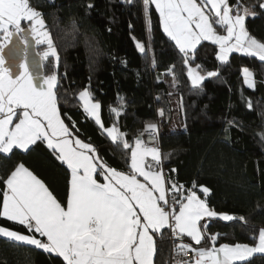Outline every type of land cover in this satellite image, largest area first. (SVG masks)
<instances>
[{"label": "trees", "instance_id": "16d2710c", "mask_svg": "<svg viewBox=\"0 0 264 264\" xmlns=\"http://www.w3.org/2000/svg\"><path fill=\"white\" fill-rule=\"evenodd\" d=\"M236 2L229 0L231 5ZM241 2L251 11L245 19L246 30L264 42V8L260 7L264 0ZM30 3L43 14L45 30L59 57L43 59L44 75H57L59 110L73 138L94 146L97 163L129 173L131 151L139 134L156 125L161 164L170 183L184 186L181 195L193 188V182L209 188L207 197L199 187L195 190L216 212L235 217L233 221L219 217L201 221L207 226L202 228L206 236L218 234L215 242L205 239L197 245L184 234L178 236L177 243L183 241L195 248L256 245L259 230L264 228V138L260 135L264 133V62L241 52H232L227 61H221L217 44L203 40L197 45L195 59L190 55L185 64L178 46L164 33L153 5L149 40L142 0ZM23 26L30 24L24 21ZM138 43L144 45V52ZM40 47L45 49V45ZM189 67L204 77L198 85L192 84ZM244 68L254 74L255 88L244 82ZM209 72L217 75L210 77ZM84 88L101 104L103 127L85 112L78 98ZM112 109H118L119 115ZM112 125L121 134L115 141L104 130ZM124 141L129 147H124ZM20 163L66 204L70 169L45 140H39L28 150L13 147L10 153L0 152V205L6 191L4 180ZM96 179L104 182L102 175ZM0 226L30 234L24 226L3 217ZM154 240V264H168L172 249L169 228L155 232ZM0 264L66 262L34 246L0 238ZM233 264H264V254Z\"/></svg>", "mask_w": 264, "mask_h": 264}, {"label": "snow or ice", "instance_id": "6c2138e0", "mask_svg": "<svg viewBox=\"0 0 264 264\" xmlns=\"http://www.w3.org/2000/svg\"><path fill=\"white\" fill-rule=\"evenodd\" d=\"M142 2L146 16L150 5L155 6L164 33L178 46L185 64L190 55L195 59L197 45L202 40L219 45L218 58L221 61H227L228 54L235 51L258 57L264 62V42L246 30L244 22L249 9L242 5L241 0H237L235 5H230L229 0ZM260 7L264 8V4ZM42 17L43 14L32 7L30 0H0V33H3L4 41H9L14 34L23 33L21 21L27 20L31 22L30 31L47 41L49 51L43 53L42 59L52 55L58 60L50 33L41 31L45 29ZM214 25L224 28L227 34H217ZM6 46L0 43V152L10 153L13 147L28 150L37 141L46 140L47 147L57 152L58 159L71 170V179L66 204H62L44 181L23 163L17 165L4 180L6 191L3 192L0 217L24 226L30 234L0 226V238L56 254L66 264H153L156 247L150 231L155 233L169 227L175 235L186 234L200 245L205 239L215 242L218 238V234L206 236L202 231L207 227L201 225L205 218L235 219L231 214L217 213L206 198L202 199L197 194L195 189L199 187L207 197L210 189L205 186H197L193 182V188L181 195L184 186L170 183L171 177L159 167V150L145 147L140 138L131 151L129 173L97 163L99 157L94 146L78 137L73 138L72 129L61 116L56 91L59 86L57 75L37 80L29 69L25 49L23 62L19 63L22 71L14 76L12 67L5 66ZM137 47L144 52L143 44L138 43ZM9 55L14 56L15 53L10 52ZM243 73L247 86L255 88L254 74L247 68ZM188 75L194 86L204 79L190 67ZM207 75L211 77L217 73L209 72ZM90 95L84 90L78 98L83 102L85 112L103 127L101 104L91 102ZM18 109H22V113ZM112 111L119 115L118 109ZM106 131L113 141L117 139L115 126ZM260 135L264 138V133ZM124 147H129L126 141ZM147 156L152 157L157 170L146 162ZM97 175L103 176V183L98 182ZM169 192L172 193L171 203ZM239 219L243 220L242 217ZM35 234L46 239L37 238ZM178 250L195 253L193 260L186 264H208L209 261L210 264H233L235 260H247L256 253L264 254V228L259 230L255 246L223 244L219 248H192L182 243Z\"/></svg>", "mask_w": 264, "mask_h": 264}, {"label": "water", "instance_id": "95a60500", "mask_svg": "<svg viewBox=\"0 0 264 264\" xmlns=\"http://www.w3.org/2000/svg\"><path fill=\"white\" fill-rule=\"evenodd\" d=\"M22 34L26 37L28 43L25 44L20 34H14L10 42L4 48L5 65L12 67L14 76L19 75L21 72L19 63L23 61V52L27 49L29 69L36 75L37 80H41L44 78L43 59L37 52L36 39L32 35L30 29H26ZM10 52H14L15 55H9ZM138 138H140V136Z\"/></svg>", "mask_w": 264, "mask_h": 264}, {"label": "built area", "instance_id": "2783aa9c", "mask_svg": "<svg viewBox=\"0 0 264 264\" xmlns=\"http://www.w3.org/2000/svg\"><path fill=\"white\" fill-rule=\"evenodd\" d=\"M154 126H155L154 128L150 126L146 127L139 134V136L145 147H154L160 149L157 126L156 125ZM168 195H169V201L171 203L172 193L169 192ZM177 210H178V205H177ZM169 230H170V241H171L172 249L168 259V264H186V262L192 261L195 256V253L192 252L191 250H187L186 252L179 251L178 250L179 245L177 243L178 236L175 235L170 228Z\"/></svg>", "mask_w": 264, "mask_h": 264}, {"label": "rangeland", "instance_id": "374dc122", "mask_svg": "<svg viewBox=\"0 0 264 264\" xmlns=\"http://www.w3.org/2000/svg\"><path fill=\"white\" fill-rule=\"evenodd\" d=\"M197 2L199 3L200 2V0H197ZM230 4V3H229ZM264 4V3H263ZM231 5V4H230ZM151 6V5H150ZM154 6V5H153ZM155 7V6H154ZM149 12H150V10H149ZM250 10H249V13L248 14H250ZM243 14V13H242ZM247 17V16H246ZM43 18V17H42ZM147 29H148V36H149V40H151V19H150V13L147 15ZM246 19V18H245ZM149 20H150V23H149ZM24 21H26V22H29V21H27V20H22L21 21V28L22 29H24V30H26V29H31V22H29V24H30V27H24L23 26V23H24ZM245 23V22H244ZM162 25V24H161ZM214 27H216V31H217V34H219V35H226L227 33H226V30L224 29V28H221V27H219V26H216V25H214ZM163 28V27H162ZM45 29H42L41 31H44ZM32 33V32H31ZM32 35L34 36V38L37 40V41H40L38 44L36 43V45H37V52L40 54V56L41 57H43V53L44 52H46V51H49V49H48V44H47V41L46 40H44L42 37H39V36H37L36 34H34V33H32ZM13 36V35H12ZM12 36H11V38H12ZM11 38H10V40H11ZM10 40L9 41H4V39H3V33H0V43H3V44H8L9 42H10ZM203 41V40H202ZM208 41V40H207ZM212 42V41H211ZM45 45V49H43V48H41L40 47V45ZM217 46H218V55H219V52H220V48H219V45L217 44ZM39 49H43V51H39ZM233 52H235V51H233ZM232 53V52H231ZM231 53H229L228 54V56L231 54ZM23 62V61H22ZM6 66V65H5ZM193 69V68H192ZM245 69V68H244ZM248 69V68H247ZM250 70V69H249ZM21 71H22V69H21ZM196 71V73L197 74H199L200 76H202L197 70H195ZM251 71V70H250ZM252 72V71H251ZM52 74H54V73H51V74H46V75H44V77H47V76H49V75H52ZM244 74V73H243ZM84 90H87L89 93H90V91H89V89H87V88H84V89H82V90H80L79 91V93L81 92V91H84ZM90 99H91V102H93V103H95V102H98L97 100H95V99H93L92 98V95H90ZM99 103V102H98ZM81 104L83 105V102L81 101ZM18 112H21L22 113V109H18L17 110ZM14 120H15V118H14ZM16 122H18V121H16ZM113 126H115V125H112L111 127H113ZM12 127H14V125H12ZM110 127V128H111ZM115 129H116V133H115V135H116V137H117V139L116 140H118V139H120L119 138V130H118V128L115 126ZM135 146H136V142L134 143V145H133V148H135ZM147 158H149L150 159V163L152 164V166H153V170H157V166L152 162V157L151 156H147L146 157V159ZM162 170H163V168H162V164L160 163V166H159ZM139 179H141V180H143V178H141V177H138ZM198 194V193H197ZM199 195V194H198ZM201 196V195H200ZM201 198L202 199H204L202 196H201ZM218 213V212H217ZM232 215V214H231ZM205 219H207V218H205ZM242 245H244V244H242ZM247 245H249V246H255V245H250V244H247ZM193 247V246H192ZM254 255V254H253ZM251 258V257H250ZM249 259V258H248ZM236 261H241V260H235V261H233V262H236ZM208 264H210V261L208 262Z\"/></svg>", "mask_w": 264, "mask_h": 264}, {"label": "crops", "instance_id": "0c3cea01", "mask_svg": "<svg viewBox=\"0 0 264 264\" xmlns=\"http://www.w3.org/2000/svg\"><path fill=\"white\" fill-rule=\"evenodd\" d=\"M94 120H95V118L94 117H92ZM110 128V127H109ZM106 129H108V128H105L104 130L106 131ZM106 133H107V131H106ZM120 133H119V137H120ZM45 142L47 143V141L45 140ZM30 147V146H29ZM22 150H24V149H22ZM159 150V153H160V156H161V159H162V155H161V150L160 149H158ZM58 154V153H57ZM145 160H146V162L147 163H150L149 161H150V159L149 158H147L146 159V157H145ZM25 166V165H24ZM26 167V166H25ZM28 168V167H27ZM29 169V168H28ZM30 170V169H29ZM31 171V170H30ZM34 174V173H33ZM35 175V174H34ZM40 179V178H39ZM70 179H71V170H70ZM162 230V229H161ZM160 230V231H161ZM157 232H159V231H157ZM150 234H152L153 235V239H154V233H152L151 231H150ZM186 235V234H185ZM37 238H40V239H46V238H44V237H39V235L37 236ZM154 243H155V240H154ZM187 244V243H185V242H183V241H179L178 242V245H180V244ZM192 248H195V247H192ZM155 254V253H154ZM153 264H154V256H153Z\"/></svg>", "mask_w": 264, "mask_h": 264}, {"label": "flooded vegetation", "instance_id": "af4514ba", "mask_svg": "<svg viewBox=\"0 0 264 264\" xmlns=\"http://www.w3.org/2000/svg\"><path fill=\"white\" fill-rule=\"evenodd\" d=\"M20 35H21L22 39H23V40H24V42H25V40H26V37H25V36H23V34H22V33H21Z\"/></svg>", "mask_w": 264, "mask_h": 264}]
</instances>
